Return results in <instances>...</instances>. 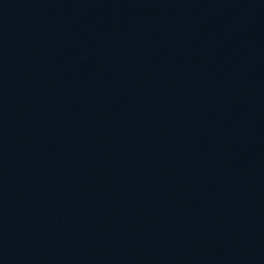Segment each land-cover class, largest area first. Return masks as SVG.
<instances>
[{"label":"water","instance_id":"water-1","mask_svg":"<svg viewBox=\"0 0 264 264\" xmlns=\"http://www.w3.org/2000/svg\"><path fill=\"white\" fill-rule=\"evenodd\" d=\"M0 264H264V0H0Z\"/></svg>","mask_w":264,"mask_h":264}]
</instances>
